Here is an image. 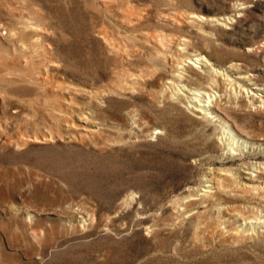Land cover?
Returning a JSON list of instances; mask_svg holds the SVG:
<instances>
[{
  "label": "rangeland",
  "instance_id": "374dc122",
  "mask_svg": "<svg viewBox=\"0 0 264 264\" xmlns=\"http://www.w3.org/2000/svg\"><path fill=\"white\" fill-rule=\"evenodd\" d=\"M0 264H264V0H0Z\"/></svg>",
  "mask_w": 264,
  "mask_h": 264
},
{
  "label": "bare ground",
  "instance_id": "6f19581e",
  "mask_svg": "<svg viewBox=\"0 0 264 264\" xmlns=\"http://www.w3.org/2000/svg\"><path fill=\"white\" fill-rule=\"evenodd\" d=\"M198 61H201L202 62V64L204 65L205 64V62H206V60L204 61L201 57H198V58H196ZM182 63V62H181ZM208 63V62H207ZM208 65V64H207ZM218 71V70H217ZM192 94H195L194 92L192 93ZM196 101V100H195ZM195 103V102H194ZM195 105H201V104H195ZM201 108V107H200ZM199 109V108H198ZM195 110H197L196 108H195ZM201 110V109H200ZM199 110V111H200Z\"/></svg>",
  "mask_w": 264,
  "mask_h": 264
}]
</instances>
